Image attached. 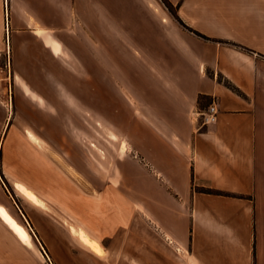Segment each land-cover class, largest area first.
<instances>
[{
    "label": "crops",
    "instance_id": "1",
    "mask_svg": "<svg viewBox=\"0 0 264 264\" xmlns=\"http://www.w3.org/2000/svg\"><path fill=\"white\" fill-rule=\"evenodd\" d=\"M168 1L177 19L159 0H0V36H11L12 45L19 35L82 33L90 50L103 46L111 67L117 63L110 53H138L145 92L138 98L137 152L143 175L155 176L162 255L170 264H264V0ZM212 102L216 121L201 126L199 114ZM11 176L45 205L57 189L69 196L62 178ZM2 186L20 197L5 175ZM48 224V238L71 234L87 246L72 225ZM18 238L0 212V264H17ZM28 238L20 240L30 245ZM50 250L57 264H68ZM166 257L154 264H168Z\"/></svg>",
    "mask_w": 264,
    "mask_h": 264
},
{
    "label": "rangeland",
    "instance_id": "2",
    "mask_svg": "<svg viewBox=\"0 0 264 264\" xmlns=\"http://www.w3.org/2000/svg\"><path fill=\"white\" fill-rule=\"evenodd\" d=\"M11 38L0 36V175L10 177L27 202L9 186L0 188V198L32 236L30 245L24 244L20 239L30 238L3 215L20 237L17 264H57L51 247L61 259L68 257V264H154L155 257H166L153 216L160 201L155 176L143 175L137 152L143 136L138 98L145 92L138 53H110L121 65L111 67L103 46L98 42L97 50H90L89 36L82 33L19 35L12 45ZM11 175L62 178L69 196L57 189L45 205ZM58 221L72 225L70 231L87 246L70 232L71 237L55 231L48 238L42 230ZM27 253L32 258L21 259Z\"/></svg>",
    "mask_w": 264,
    "mask_h": 264
},
{
    "label": "bare ground",
    "instance_id": "3",
    "mask_svg": "<svg viewBox=\"0 0 264 264\" xmlns=\"http://www.w3.org/2000/svg\"><path fill=\"white\" fill-rule=\"evenodd\" d=\"M8 181H10V182H12L14 185H16L13 181H12V179L10 178V177H8ZM18 187V186H17ZM24 193L26 194V196H28V197H32V194L31 193H29V192H27V191H24ZM0 212L12 223V225H14V227H16V229L20 232V234H21V236L23 237V238H28L30 235H29V232H28V230L24 227V226H22L19 222H16V220H15V218L13 217V215L11 214V212L7 209V207L6 206H4V205H2V204H0ZM77 232H78V234L80 235V232H81V229L80 228H76L75 229ZM81 238H85V236H80ZM91 244H93L92 242H91ZM91 248L93 249V250H95L96 251V248L95 247H92L91 246ZM98 250V249H97Z\"/></svg>",
    "mask_w": 264,
    "mask_h": 264
},
{
    "label": "trees",
    "instance_id": "4",
    "mask_svg": "<svg viewBox=\"0 0 264 264\" xmlns=\"http://www.w3.org/2000/svg\"><path fill=\"white\" fill-rule=\"evenodd\" d=\"M161 2V4L167 9V11L169 13H171V15L177 19L176 14H175V8L170 4V2L168 0H159ZM189 32L194 33L196 36H199L201 38L206 39L205 37L197 34L196 32L192 31L191 29H188L187 27H185ZM235 47H238L236 45H234ZM243 51L249 52L247 49H243ZM225 86H227L229 89H231L233 92H236V89L233 88L230 84H228L227 82H224ZM202 192L206 193V194H212V195H224L221 192H217V191H213V190H202Z\"/></svg>",
    "mask_w": 264,
    "mask_h": 264
},
{
    "label": "built area",
    "instance_id": "5",
    "mask_svg": "<svg viewBox=\"0 0 264 264\" xmlns=\"http://www.w3.org/2000/svg\"><path fill=\"white\" fill-rule=\"evenodd\" d=\"M201 116V126H206L208 124L214 123L217 118V110L215 103L212 102L205 112L199 114Z\"/></svg>",
    "mask_w": 264,
    "mask_h": 264
}]
</instances>
